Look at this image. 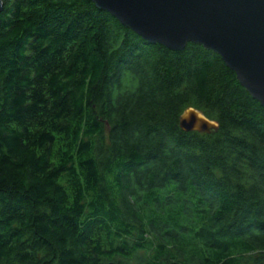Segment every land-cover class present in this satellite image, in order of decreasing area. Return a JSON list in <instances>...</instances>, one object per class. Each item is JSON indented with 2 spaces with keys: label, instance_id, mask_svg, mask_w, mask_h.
Masks as SVG:
<instances>
[{
  "label": "trees",
  "instance_id": "trees-1",
  "mask_svg": "<svg viewBox=\"0 0 264 264\" xmlns=\"http://www.w3.org/2000/svg\"><path fill=\"white\" fill-rule=\"evenodd\" d=\"M3 1L0 264H264V105L223 58L93 0Z\"/></svg>",
  "mask_w": 264,
  "mask_h": 264
},
{
  "label": "water",
  "instance_id": "water-1",
  "mask_svg": "<svg viewBox=\"0 0 264 264\" xmlns=\"http://www.w3.org/2000/svg\"><path fill=\"white\" fill-rule=\"evenodd\" d=\"M93 1L149 42L173 50L195 42L217 52L264 105V0ZM3 8L0 0V12ZM180 126L184 131L210 133L218 129L219 121L188 106Z\"/></svg>",
  "mask_w": 264,
  "mask_h": 264
}]
</instances>
